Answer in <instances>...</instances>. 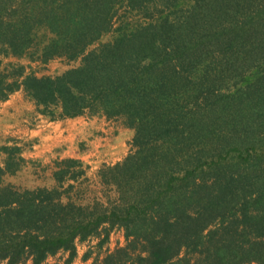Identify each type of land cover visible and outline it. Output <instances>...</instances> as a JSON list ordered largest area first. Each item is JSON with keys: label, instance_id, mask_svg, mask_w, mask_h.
Here are the masks:
<instances>
[{"label": "trees", "instance_id": "1", "mask_svg": "<svg viewBox=\"0 0 264 264\" xmlns=\"http://www.w3.org/2000/svg\"><path fill=\"white\" fill-rule=\"evenodd\" d=\"M0 100L23 91L52 120L134 130L103 165L55 162L53 187L6 181L0 262L50 264L116 227L126 244L92 264H264V0H0ZM61 59L57 75L28 72ZM6 149V147H4ZM90 197V196H89ZM89 257H84L87 260Z\"/></svg>", "mask_w": 264, "mask_h": 264}, {"label": "rangeland", "instance_id": "2", "mask_svg": "<svg viewBox=\"0 0 264 264\" xmlns=\"http://www.w3.org/2000/svg\"><path fill=\"white\" fill-rule=\"evenodd\" d=\"M0 58L4 64H29L26 58ZM74 64L61 59L47 63L32 62L28 72L38 76L57 75ZM133 137L134 130L118 121L106 120L105 117L81 115L52 120L40 113L21 90L7 100H0V166H4L14 147H20L24 160L19 162V168L14 174L6 175V181L22 188L53 187L56 184L53 176L55 162L76 158L88 166L89 177L94 182L90 187L88 183L83 184L88 201L93 196L88 189H101L95 178L98 170L105 164L113 165L123 160L130 152ZM100 241V237L78 241L77 254L71 264H92L97 256H103L126 244L124 231L118 227L112 230L107 242L100 245ZM86 255L89 257L87 260L84 259ZM69 257L70 252L61 251L48 262L64 264Z\"/></svg>", "mask_w": 264, "mask_h": 264}]
</instances>
